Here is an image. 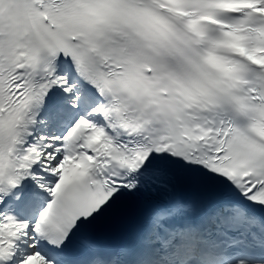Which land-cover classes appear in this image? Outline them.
Here are the masks:
<instances>
[{"label": "snow or ice", "instance_id": "snow-or-ice-1", "mask_svg": "<svg viewBox=\"0 0 264 264\" xmlns=\"http://www.w3.org/2000/svg\"><path fill=\"white\" fill-rule=\"evenodd\" d=\"M0 264H264V0H0Z\"/></svg>", "mask_w": 264, "mask_h": 264}]
</instances>
